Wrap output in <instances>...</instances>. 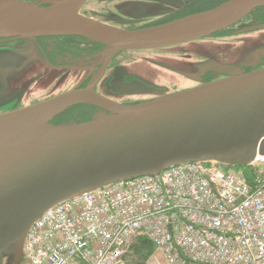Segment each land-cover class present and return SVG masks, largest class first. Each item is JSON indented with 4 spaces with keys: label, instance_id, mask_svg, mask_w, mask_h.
Instances as JSON below:
<instances>
[{
    "label": "water",
    "instance_id": "water-1",
    "mask_svg": "<svg viewBox=\"0 0 264 264\" xmlns=\"http://www.w3.org/2000/svg\"><path fill=\"white\" fill-rule=\"evenodd\" d=\"M43 1L38 7L0 0V39L77 36L102 45L105 61L127 51L198 46L264 8V0H226L164 25L126 30L81 15L89 0ZM261 30L264 25L236 34ZM251 54L256 61L264 58V46ZM207 70L226 77L134 106L89 88L0 115V264L6 258L22 263L30 227L58 203L183 163L250 166L264 156V68L243 74L213 60L196 67ZM187 77L198 82L196 75ZM78 104L108 114L78 125L49 123Z\"/></svg>",
    "mask_w": 264,
    "mask_h": 264
},
{
    "label": "built area",
    "instance_id": "built-area-1",
    "mask_svg": "<svg viewBox=\"0 0 264 264\" xmlns=\"http://www.w3.org/2000/svg\"><path fill=\"white\" fill-rule=\"evenodd\" d=\"M218 163H183L58 203L30 227L29 264H126L131 242L150 264H264V156L256 185Z\"/></svg>",
    "mask_w": 264,
    "mask_h": 264
},
{
    "label": "flooded vegetation",
    "instance_id": "flooded-vegetation-1",
    "mask_svg": "<svg viewBox=\"0 0 264 264\" xmlns=\"http://www.w3.org/2000/svg\"><path fill=\"white\" fill-rule=\"evenodd\" d=\"M21 1L45 6L43 0ZM218 1L223 0H89L80 13L107 25L136 30L210 10ZM263 25L264 8H258L237 26L197 42L198 46L121 52L110 61L101 59L102 45L77 36L0 39V115L73 90L89 88L120 105H138L226 77L214 71H196L198 65L210 60L238 67L243 74L263 69L264 58L256 61L251 52L264 46V30L236 34L237 31ZM238 38L242 40L229 41ZM156 64L170 67L173 71ZM187 75H196L198 82ZM146 89H150V93H139ZM103 113L108 114L102 108L78 104L57 114L49 123L54 126L84 124Z\"/></svg>",
    "mask_w": 264,
    "mask_h": 264
},
{
    "label": "trees",
    "instance_id": "trees-1",
    "mask_svg": "<svg viewBox=\"0 0 264 264\" xmlns=\"http://www.w3.org/2000/svg\"><path fill=\"white\" fill-rule=\"evenodd\" d=\"M226 0L218 1L216 6L224 3ZM214 6V7H216ZM213 8V7H212ZM226 170H231L242 175L244 180L252 185L257 184L259 177V170L254 167L232 165L226 166ZM154 250L153 243L143 235H138L129 246L130 257H128V264H143L148 255ZM132 256V259H131Z\"/></svg>",
    "mask_w": 264,
    "mask_h": 264
},
{
    "label": "rangeland",
    "instance_id": "rangeland-1",
    "mask_svg": "<svg viewBox=\"0 0 264 264\" xmlns=\"http://www.w3.org/2000/svg\"><path fill=\"white\" fill-rule=\"evenodd\" d=\"M91 4H92V3H91ZM88 7H90V5H89ZM258 35H259V34H258ZM254 36H255V35H253V36H251V37L253 38ZM237 40H242V38L231 39V40H229V41L234 42V41H237ZM223 41H225V40H223ZM226 41H227V40H226ZM153 251H154V250H152V252L148 255V257L146 258V260L144 261L143 264H150L149 260H150V257H151V254L153 253ZM128 257H130V253H129V251L127 252V254H126L125 258H124L126 264H128V260L130 259V258L128 259ZM131 259H132V256H131ZM4 261H5V264H10V259L6 258ZM21 264H29V263L27 262L25 256H24V259H23V261H22Z\"/></svg>",
    "mask_w": 264,
    "mask_h": 264
}]
</instances>
